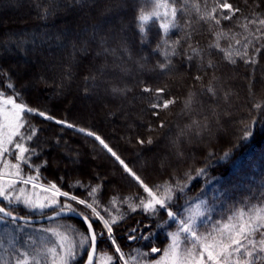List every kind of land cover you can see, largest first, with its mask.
I'll use <instances>...</instances> for the list:
<instances>
[{"label":"trees","instance_id":"obj_1","mask_svg":"<svg viewBox=\"0 0 264 264\" xmlns=\"http://www.w3.org/2000/svg\"><path fill=\"white\" fill-rule=\"evenodd\" d=\"M16 1L0 0V5ZM22 1V4L14 3L18 11L1 12L0 42L13 40L17 46L24 43L22 54L25 56L28 54L25 42L32 40L35 42L33 54L36 65L41 69L36 72L37 66L29 65L23 72L15 61L6 54H0V69L7 74L0 77V92H18V97H15L18 102L44 110L55 119L94 131L145 184L156 191L158 197L167 195L168 199L165 208L157 205L155 212L145 210L139 205V199L149 200L151 197L94 137L37 116L26 120L25 128L21 129L24 139H15L29 149L25 153L27 162L17 161L22 168L21 176L29 177L34 173L38 180L56 184L61 190L89 202L93 199L89 190L96 188L97 210L106 220L116 218L113 231L126 248L127 257L134 258L132 264L136 261L144 264L160 257L162 253H151V247L167 249L171 242L169 234L179 233L182 220L194 217L200 233L211 232L237 211L264 203V113L254 107L256 102L264 103V41L257 45L261 51L255 52L252 47L247 50L249 56L245 59L254 57L255 63L246 64L239 58L235 64L218 62L219 70L215 73L218 78L215 87L221 97L218 111L227 108L230 116L214 124L210 133L182 137L181 130L193 119H203L211 107L207 103L208 97L202 94L203 82L196 81L194 77L207 71L209 75L204 76V81H208L214 70L200 68L198 58L188 61L180 49L177 50L181 54L169 57L171 65L164 71L160 70L159 64L166 61L163 51L156 49L157 38L161 36L158 27L154 25L149 42L141 44L134 19L137 3L146 4L147 0H125V7L116 8L104 17H98L95 9L62 6L46 19L41 17L44 9L50 7L48 0ZM229 2L244 9L243 14L238 15H247L250 11L244 0ZM208 6H213L212 0ZM201 8L204 9L203 4ZM262 10L264 8H257L256 15ZM190 15L195 19L194 10ZM89 20H99L105 32L115 33L122 26L124 28L121 35L126 39L128 52L118 50L115 58L108 56L110 64L116 59L117 63L122 62L129 69L122 80L131 91L123 97H114L103 87H93L99 79L85 81L95 57V44L89 48L88 55L77 54L75 59L72 58L69 41L80 38V29ZM221 25L233 26L234 31L243 33V29L235 28L232 21H222ZM196 27L200 34L194 36V41H199L198 46L204 47L214 41L215 37L207 32V25L201 22ZM60 33L63 35L57 40ZM181 35V32L174 31L171 39ZM110 46L115 48L116 44L110 42ZM1 47L0 44V53ZM236 47L243 51L241 45ZM10 51L21 56L13 48ZM222 55L218 53V56ZM101 62L102 58L96 57V64ZM11 67L17 69L14 71ZM66 71L71 72L69 78H65ZM107 72L109 77L116 74L111 68ZM28 74L31 75L32 89L22 86ZM9 82L11 88L8 87ZM115 82L120 83V80ZM145 86L164 91L159 96L155 92L145 93L142 91ZM190 92L205 103L203 109L199 104L194 106L196 111L193 112L183 108L185 97ZM225 92L229 93L228 103L222 98ZM56 93L59 94L57 98L49 99ZM171 99L176 103L167 109L150 107L151 103L162 105ZM154 112L159 115H154ZM162 122L166 127L160 128ZM252 122H258L253 124L254 134L248 140L240 139L246 123ZM29 125L36 133L31 140L27 139L32 130ZM139 139H152L153 143L141 145L137 142ZM62 150L70 155L68 159L61 155ZM10 151L12 156L8 157L14 162L13 154L17 152ZM225 153L230 154L226 159ZM15 186L23 185L17 183ZM165 188H171V192L165 193ZM57 200L59 203L54 210L60 209L61 203L76 208L70 201ZM131 204L137 205L135 211H132ZM76 209L80 212L79 208ZM8 210L28 218L45 216L37 215L32 208L20 203L9 205ZM168 211L174 213V220L168 217ZM24 225L29 229L54 227L57 231L64 229L68 232L75 229V233L86 228L83 222L69 217ZM180 236L183 239V233ZM27 237L28 233H25V239ZM22 247L17 249L21 253L25 248ZM107 248L105 242H98L99 253L107 252ZM21 253L5 259L0 252V264H16L18 258H24ZM40 259L42 263L46 260L42 256ZM85 259L84 250H81L75 264H83Z\"/></svg>","mask_w":264,"mask_h":264},{"label":"snow or ice","instance_id":"obj_2","mask_svg":"<svg viewBox=\"0 0 264 264\" xmlns=\"http://www.w3.org/2000/svg\"><path fill=\"white\" fill-rule=\"evenodd\" d=\"M246 8H250L247 15L243 14L244 9L230 3L229 0H212L213 6L209 8V0H147L146 4L137 3L135 9V22L136 28L139 33V40L141 44H147L151 36V29L155 25L158 27L161 36H159L158 43L156 44L157 50H162L165 56L166 63L159 64L161 71H164L171 65L172 61L169 59L171 56H176L183 53L188 61H193L195 58L199 60V67L202 69H213L211 78L208 81H204V76H208L209 73L204 71L203 75H197L194 77L196 81L203 82L204 86L202 94L208 97L207 103L211 105L207 109L206 114L203 115V119H193L185 129L181 130V136L187 135L188 137L198 136L205 132L210 133L214 124L220 123L225 117L230 116V112L227 108L222 111H218L220 108V99L218 95L215 83L218 82L216 77V71L218 69V62L227 61L229 64H235L237 58L243 59L244 63H255L254 57L245 59L249 56L248 48L252 47L255 52L261 51V47L257 45L264 41V10L256 15L257 8H264V0H252L249 4V0H244ZM50 7L44 9V14L41 18H48L55 14L62 6L66 7H81L95 9L98 17H104L111 14L116 8L125 7V0H48ZM201 4L204 5L202 10ZM194 10L195 19L190 15V12ZM235 18V19H234ZM222 21H232L235 28H242L243 33L234 31L233 26L224 27L221 25ZM207 25V32L215 37L214 41H210L206 46L200 47L199 41H194V36L199 33V29L196 25ZM123 26L115 33L105 32L102 24L97 20L88 23L80 29L82 34L79 39L69 41V45L72 49V58L75 59L77 54L88 55L89 48L95 44V57H93L92 66L89 68V74L85 75V81H97L93 87H103L105 91L110 92L114 97H123L131 89L123 84L122 77L129 73V69L121 62L117 63L116 59H113L111 64L108 61V56L116 57L117 51L127 53V42L121 33H123ZM179 31L182 35L175 39H171V33ZM63 33L56 36V39H61ZM237 37H240L239 39ZM221 41L226 43L222 45ZM253 41L257 43L254 44ZM110 42H114L116 47L110 46ZM241 45L243 51L236 47ZM22 47V44L18 45ZM180 49L181 52H178ZM218 53H223L222 56H218ZM96 57L102 58V62L97 65ZM141 67H144L141 64ZM111 68L116 74L109 77L107 70ZM7 75L3 69H0V77ZM70 71H66L65 78H69ZM120 80V83L115 81ZM123 85V86H122ZM8 87L11 88L12 84L9 82ZM87 86L85 91H87ZM145 93L155 92L157 96L163 93V89H151L147 86L142 89ZM19 93L14 92L11 94H5L0 92V157H3L6 153L10 152V149L5 147L6 144L12 145L14 139L19 137L21 140L24 136L21 134V129L25 128V122L32 116H37L44 120L53 121L58 125H64L69 129H75L79 133H83L88 137H94L95 141L105 149L116 161L123 167L125 173L128 174L133 180L136 181L143 191L147 193L149 200L139 199V205L150 212H155L156 206L160 208L166 207V200L168 196L158 197L156 191L150 188L141 179L136 172L121 157L94 131L85 129L83 127H77L76 125L67 122L66 120L55 119L52 115L48 114L44 110L30 107L26 103L18 102ZM229 93L223 94V100L228 103ZM174 99L165 100L162 105L157 103H151L150 107L153 109L163 108L167 109L170 105L175 104ZM196 104L200 105V108L205 107V103L195 94L190 92L184 100L183 108L188 112L196 111L194 107ZM254 107L264 113V103L256 102ZM154 115H159L158 112H154ZM230 123V121H227ZM258 122L246 123L240 139L248 140L253 133V124ZM166 125L162 122L160 128H164ZM29 128H32L29 125ZM35 129L28 133L27 139L31 140L35 135ZM143 145L145 143L152 144V139L137 141ZM15 148L18 149V154H13L15 160L27 162L25 153H28L29 149L20 143L18 140L15 142ZM230 154L225 153L224 158H228ZM5 168L9 167L7 163ZM12 168L16 171L9 174L8 186L4 187L0 183V199L7 201L11 204L15 199L20 202L21 196H13L9 191H15V185L17 183L31 184L33 188L37 185L33 183L35 179L32 176L27 179H15L13 177H20L21 170L20 164H12ZM39 171V169H37ZM3 175H0V181H3ZM43 188V185H40ZM52 190L51 203L40 202L29 198H24L23 203L32 208L33 210H43L47 207L54 206L59 203L58 196L65 197L67 200L75 201L78 205H83L85 208L90 209L92 216L87 214L83 215L82 219L86 224V228L77 233L79 239L75 237L70 238L67 234L57 232L53 230V235L58 237L56 241L57 247H50L47 250L48 255L51 257L50 264H75L77 257L81 250H84V256L86 260L83 264H94V257L98 250V240L102 239V234L98 235L93 228L92 217L103 222L104 229L107 230V239L111 242V245L115 246V264H131L134 260L133 257H126L121 247L113 236L112 225L117 223L115 217L111 221L106 220L97 210L98 202L94 197L96 188L89 190V196H93L91 202L86 199H78L76 195H70L66 191H61L56 184H51ZM21 193L23 189L20 190ZM44 191H49L45 188ZM171 192V188H165V193ZM47 199V198H45ZM115 202V201H113ZM132 211L136 210L137 205H130ZM67 209L71 213H77V209L71 204L61 203L60 211ZM0 219L11 217L12 221H16L19 217L13 215L12 211L7 210L6 206H0ZM59 214V213H58ZM167 215L170 219H175L174 213L168 211ZM195 218H189L187 221H181L179 233H170V244L167 249H161L158 247H151V253H162V258L157 259L155 264H264V203L259 206H255L249 209H241L235 214L227 217L226 220L221 221L211 232L200 233L196 226ZM71 231H76L71 229ZM135 231V229H133ZM180 233H183V239H181ZM135 239V237H132ZM59 249V250H58ZM143 255L147 256L148 253ZM23 259H17L16 264H30L26 253H21ZM113 255L106 257L105 264H113ZM35 264H40L39 260L35 261ZM135 264H141L140 261H136ZM146 264H153L152 261H147Z\"/></svg>","mask_w":264,"mask_h":264},{"label":"rangeland","instance_id":"obj_3","mask_svg":"<svg viewBox=\"0 0 264 264\" xmlns=\"http://www.w3.org/2000/svg\"><path fill=\"white\" fill-rule=\"evenodd\" d=\"M14 3H16L18 5V4H22L23 1L17 0ZM14 3H9V4L4 3V4L0 5V14L2 11H12L15 9H16L15 11H18L16 4H14ZM34 43L35 42L32 43V40L29 42H25V45H26L25 48L27 49L28 54L24 56L22 54V48H23L24 43H21L22 47H18L16 45L17 43L13 40L2 41V43L0 42V44L2 46L1 47L2 53H0V54H2V55L6 54L9 58H11L13 61H15L18 69L23 70V72H25V71H27V66H29V65L37 66L36 65L37 61L35 60V56L33 54L34 53L33 52ZM11 48H13L17 53H20L21 56H19V57L16 56L13 51H10ZM11 68L14 71H15V69H17L14 67H11ZM39 69H41V67H39V65L37 67H35L36 72ZM26 80L27 81L22 84L23 88H26V89L34 88L33 83L31 82V75L28 74L26 77ZM58 95H59L58 93H56L54 95H50L49 99L54 100L55 98L58 97ZM15 139H14V142L12 145L6 144L5 147L11 149L13 152L16 151L18 154L19 150L15 148V142H16ZM60 153L66 159H68L70 156L67 153H65V151H63V150L60 151ZM8 156H10V157L12 156L11 151L9 153H6L3 157H0V175H3V177H4V180L0 181V183H2L4 185V187H6V188L8 186V179L10 178L9 174L14 173L16 171L14 168L11 167V165L19 162L18 160L14 161V162L11 161L9 159L10 157H8ZM5 163H7L9 165V167L5 168L4 167ZM20 170L22 171L21 167H20ZM32 177L35 178L33 180V183H35L37 185L36 188H33L31 184L18 183L19 185H23V186H20V187L14 186L15 191H12L11 189H9V191L12 193L13 196H16V195L21 196L20 202L13 201L11 204L20 203V204L24 205V203H23L24 198L38 200L40 202H45V203H51V200L53 199L52 190L50 188L51 183L38 180L36 174H34V173H33ZM13 178L18 179V180L19 179H27V177H24V176L13 177ZM40 185H43V188H41ZM25 186H27V187H25ZM28 186L31 189L28 188ZM45 188L49 189V191H47V192L44 191ZM21 189H23L22 193L20 191ZM61 191H63V190H61ZM45 198H47V199H45ZM60 198L63 200H67L65 197H62V196H58L55 199H60ZM67 201H70V200H67ZM70 202L73 205H75L76 208H79L80 212H82L84 215L87 214L89 216H92L90 209L85 208L83 205L76 204L75 201H70ZM11 204H8L7 201L0 199V205L6 206L7 209H8V206ZM56 207L57 206L55 204L54 206L47 207V208L43 209L42 211L38 210V209L33 210V211L37 215H42V214L46 215L48 213H52V212L56 211V210H54ZM92 221H93V227H94V230L96 231V233L98 235L102 234V236H103V238L99 239L98 242L99 241L105 242V244L108 247L107 248L108 250L105 253H103V252L99 253L97 250L96 259H95L94 264H105L106 257L110 254L113 255V257H114L113 264H115V258H116L117 254H115V246L111 245V242L107 239V230L104 229V225H103L102 221L96 219L95 217H92ZM53 230L57 231L56 228H54V227H51V228H49V227H44V228L38 227V229H29V228H27V226L24 225V223H18L15 221L0 219V252L3 253V257L5 259H11L13 255H19L21 253L17 249L23 248L22 247V245H23L25 248L22 249L23 250L22 253L27 254V258L30 261V264H35L36 260H39L40 264H50L51 257L48 255L47 250L50 247H57L56 241L58 240V237L53 235ZM57 232L65 233L70 238L75 237V238L79 239V236L75 232H68L67 230H64V229H62L61 231H57ZM25 233H28L27 239H25ZM112 234H113L115 240L117 241L118 245L121 247L122 251L125 253V255L127 257V250L124 247L123 243L120 242V240H118L114 231ZM132 237H134V236H132ZM130 241H131V238H129V242ZM19 242L21 243V245H19ZM40 256H42L46 259L44 263H42ZM161 258H162V255L160 257L152 260L153 264H155V261L157 259H161ZM121 264H122V262H121ZM141 264H143V263H141ZM144 264H146V263H144Z\"/></svg>","mask_w":264,"mask_h":264},{"label":"water","instance_id":"obj_4","mask_svg":"<svg viewBox=\"0 0 264 264\" xmlns=\"http://www.w3.org/2000/svg\"><path fill=\"white\" fill-rule=\"evenodd\" d=\"M13 215L16 216V217H19V219L16 220L17 222H23V223H29V224H41V223H44V222H48V221H51V220L64 218V217L74 218V219H77V220H79V221L84 223V221L82 219V217H83L82 214H80V213H71L67 209H64L62 212L61 211H57V212L52 213L50 215H47V216H44V217H39V218H26V217L17 216L15 214H13ZM0 216H2V214H0ZM6 219L12 220L11 217H7ZM85 226H86V224H85ZM95 259H96V254H95V257H94V263H95Z\"/></svg>","mask_w":264,"mask_h":264},{"label":"bare ground","instance_id":"obj_5","mask_svg":"<svg viewBox=\"0 0 264 264\" xmlns=\"http://www.w3.org/2000/svg\"><path fill=\"white\" fill-rule=\"evenodd\" d=\"M103 223V222H102Z\"/></svg>","mask_w":264,"mask_h":264}]
</instances>
